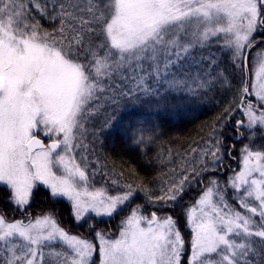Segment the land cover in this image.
I'll return each instance as SVG.
<instances>
[{
    "label": "snow or ice",
    "instance_id": "1",
    "mask_svg": "<svg viewBox=\"0 0 264 264\" xmlns=\"http://www.w3.org/2000/svg\"><path fill=\"white\" fill-rule=\"evenodd\" d=\"M33 12L52 22L51 30ZM258 27L264 28V0H0V199L13 211L26 210L43 186L54 201L70 202L77 223L89 214L112 217L136 197L133 185L114 196L89 191L86 168L74 155L98 102L113 106L107 127L119 122L122 100L168 105L167 96L142 100L154 94L150 81L165 80L178 92L189 80L211 83L199 69L215 67L214 54L204 49L221 34L235 67L242 68L241 58L246 67L244 53ZM255 77L258 83L242 82L241 91L255 93L264 109V50ZM246 109L247 124L238 122V130L246 127L253 143L264 140V110L250 101ZM220 152L218 146L210 152L211 166L222 162ZM241 159L227 184L230 198L213 179L182 213L190 241L171 214L145 216L139 205L116 237L89 225L98 244L61 227L54 211L27 222L0 214V264H96L97 256L99 264H264V144L246 145ZM189 180L184 175L161 196L144 192L164 201V209L183 196Z\"/></svg>",
    "mask_w": 264,
    "mask_h": 264
},
{
    "label": "trees",
    "instance_id": "2",
    "mask_svg": "<svg viewBox=\"0 0 264 264\" xmlns=\"http://www.w3.org/2000/svg\"><path fill=\"white\" fill-rule=\"evenodd\" d=\"M33 15L40 20L44 28L51 30L52 22L47 18L41 19L35 12ZM259 40H264V33L256 36L255 41ZM224 43V36L210 39L209 47L213 50L216 65L214 68L207 69L201 65L199 69L204 79H209L211 74V83L201 87L198 80H189L188 89L178 92L170 90L165 80H161L159 84L153 81V96L142 97V100L156 101L160 97L167 96L170 103L157 105L153 102L133 105L130 102L128 106H121L116 112L119 122L115 127L105 126L103 120V117L112 114L113 106L109 103L108 106L103 108L99 106L97 109L100 111L96 114L99 117L95 116L96 120L90 122V127L101 131L96 143L99 158L103 159L105 165L119 177L125 178L127 184L133 185L137 195L130 202L132 205L144 203L147 209L169 214L172 208L179 209L188 194L196 190L200 183L198 176L200 180L203 176L207 179L220 172L217 171L220 168L218 165L211 166L215 158L210 155V152L215 147L218 146L221 150V165L228 164L229 157L226 149L230 146L231 136L236 130L230 125V121H234L232 115L243 93L241 73L235 67L231 53ZM263 44L264 41H261L257 47H262ZM218 70H225L224 75L219 76ZM195 75L196 73L193 72L194 77ZM221 80L225 82L221 83ZM156 92L159 95H155ZM205 153L209 154L205 155ZM205 165L209 167L203 171ZM194 169L199 172V175L193 178ZM184 175H189L190 181L185 184L181 205L174 207L169 205L161 209L160 200H149L145 195V189L147 194L153 197L164 195L169 185L180 181ZM3 194L4 189L0 187V197ZM12 209V205L0 199V210H2L0 213L9 221L20 218L26 213L35 216L54 211L59 224L74 233L90 231L89 225H92L91 220L76 224L68 203L64 200L54 201L48 195V191L41 189L34 191L32 203L26 210L13 211ZM119 217L120 214L116 218ZM117 219L97 221V226L94 227L101 229L98 225L102 227L106 224L114 226ZM111 228L115 230V227Z\"/></svg>",
    "mask_w": 264,
    "mask_h": 264
},
{
    "label": "rangeland",
    "instance_id": "3",
    "mask_svg": "<svg viewBox=\"0 0 264 264\" xmlns=\"http://www.w3.org/2000/svg\"><path fill=\"white\" fill-rule=\"evenodd\" d=\"M259 33H264V28L258 27L256 33L254 34L255 38L256 36H258ZM220 36H224L223 34H221ZM261 42V41H260ZM225 43H226V38H225ZM224 43V45H225ZM256 43V41H255ZM259 43V41L257 42ZM258 46V45H257ZM256 44H254L250 49H248L247 51H249L248 57L247 55V51H245L244 56L247 58V66L245 67V60L243 58L239 59L236 61V63H240L242 65V68H238V71L241 73L242 76V82H246L249 85L252 84H257V80L255 77V66L257 65V59H258V54L264 50V44L261 45L262 47H257ZM254 47H257L254 49ZM227 50L230 51L231 56H232V50L228 47H226ZM205 50V53L208 52V55H212L213 54V50L210 49V47H207ZM233 60V57L231 58ZM154 81V80H153ZM153 81H150V83L153 85ZM155 82V81H154ZM161 82V81H160ZM156 83V82H155ZM159 84V83H156ZM241 101H243V105L240 108L239 113L236 115L233 122L230 121V125L233 126L235 130V133L232 134L231 136V141H230V146L226 149V154L228 155V164L225 165H221L218 164V167H220L219 169H217L218 172L216 175H213L211 177H208L207 179H204V176L201 178V180L199 179L200 177L198 176V180L200 181V183L198 184L197 188L195 191H191L188 194V197L185 199V202L182 206L178 208H172V211L169 212V214H171L174 218H176L178 220L179 223V228L182 232V235L185 239V241H190L191 239V235H190V229L188 227H186L185 225V220L184 217L182 215V213L191 206H194L195 202L199 199L200 194L206 190V188L209 186L210 181L211 180H216L219 183V186L221 189H226L227 193L229 195V198L231 197V189L227 188V184L229 179L238 171H240L241 166H242V153L243 150L245 148L246 145L251 146L253 149H259L261 147L262 144H264V140L259 139V136H257V139L255 140V142L253 143L252 140L250 138H248V131L246 127H241L238 130V122H243L245 125L247 124V109H246V105L248 104V102L250 101L253 105L254 108L256 109H261V105L259 103V101L257 100L255 93L251 94V95H243L242 99L240 100L239 103L236 104V109L239 107ZM99 106H101V108H103L104 106H108L109 102L105 101V100H100L99 102ZM130 104V102L125 105L123 100L121 101V106H128ZM264 110V109H261ZM100 111L96 110L95 115L86 122V127H87V131L84 132L83 137L81 138L82 143L80 147H77L74 151V155L76 156V160L77 163H80L82 165V167L86 168V171L88 173L89 176V180L87 183V188L89 191H104L106 195H117L123 191H126L127 189L123 187V185L127 184V180L125 178L119 177V175L116 174V172H113L112 169L108 168L105 165V161L101 158H99L98 155V146H97V140H98V136L100 135L99 130L96 131V129H93V127H90V122H95L97 115L99 114ZM96 116V118H95ZM107 117H103V120L105 121ZM231 119V120H232ZM89 125V126H88ZM234 138H239V141L235 142ZM45 141H47V138H45ZM87 159H84V158ZM203 163L205 162V158L202 159ZM224 166V167H223ZM113 180L117 181V183H113ZM190 181V180H189ZM189 181H186L185 184H187ZM3 187V186H0ZM41 190H45L48 191L47 189H45L43 186H40ZM34 196V194H33ZM183 199V196L178 198V200L176 201H168V205H181V201ZM33 197L31 199L30 204L32 203ZM59 200H64L68 203V205L70 206V211H71V204L70 202L66 199V198H61ZM131 202V201H130ZM127 203L125 204L122 209L114 214L112 217H96L94 214H89V217L86 218V220H91L90 222L92 223V226H97L96 222L97 221H115L120 214V217L117 219V223L112 226L111 224L108 225H104V226H99V228L101 229H97L100 231H103L105 233L106 236L109 237H116L118 236V232L119 229L121 227V222L128 216L130 215V212L133 208H135L138 204H134L132 205L131 203ZM229 202L232 206L236 207L238 210L243 211L242 209H239L238 205L236 204L235 201L229 199ZM151 203V202H149ZM161 204L164 203V201H160ZM139 206L141 207V210L143 212V214L145 216H150V214L155 211L152 209H147L145 207V204H139ZM28 208V207H27ZM24 211V210H23ZM158 215H164V213H160L155 211ZM175 212L177 214H175ZM1 214V213H0ZM46 213H42L39 215H31L30 213H26L25 215H23L20 218H16L13 220H23L25 222L28 221V219H35L36 217L42 216ZM72 214V212H71ZM73 218V216H72ZM7 219V218H6ZM258 221V217L255 218ZM8 220V219H7ZM11 220V221H13ZM74 220V219H73ZM59 221V220H58ZM75 221V220H74ZM74 223V222H73ZM76 224H81L84 222H80ZM61 227L65 228L67 231H69L71 234L74 235H78V236H83L89 240H92L93 242L98 244V241H95L94 239V233L90 230V231H86V232H81V233H74L71 230L67 229L66 227L60 225ZM111 227H115V230H113V228ZM117 229V230H116ZM92 233L91 235L89 233ZM185 260H187V258L190 257V249L188 247V244L186 243L185 245ZM2 253H0V257H2ZM96 259V264H99V260H98V256L95 257Z\"/></svg>",
    "mask_w": 264,
    "mask_h": 264
},
{
    "label": "water",
    "instance_id": "4",
    "mask_svg": "<svg viewBox=\"0 0 264 264\" xmlns=\"http://www.w3.org/2000/svg\"><path fill=\"white\" fill-rule=\"evenodd\" d=\"M243 105V101H241L239 107L237 108V110L234 112V115H236L239 111H240V108L242 107ZM238 139H235V141H237Z\"/></svg>",
    "mask_w": 264,
    "mask_h": 264
}]
</instances>
